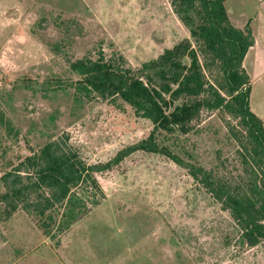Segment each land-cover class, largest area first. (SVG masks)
<instances>
[{
  "label": "rangeland",
  "instance_id": "obj_1",
  "mask_svg": "<svg viewBox=\"0 0 264 264\" xmlns=\"http://www.w3.org/2000/svg\"><path fill=\"white\" fill-rule=\"evenodd\" d=\"M254 27L258 44L244 67L264 57V15ZM186 42L198 50L209 83L223 84L220 66L200 50L172 0H0V194L3 173L53 138L69 136L88 162H105L153 130L122 99L102 98L79 83L72 61L103 51L139 69ZM258 76L250 77L249 103L260 116L264 78ZM81 87L90 95L76 100ZM239 121L226 108H203L190 131L162 132L159 139L211 173L225 196L257 207L264 199L248 160V130ZM99 181L100 202L64 232L60 216L50 234L42 217L22 209L0 220V264H264V241L242 242L231 212L188 166L139 151Z\"/></svg>",
  "mask_w": 264,
  "mask_h": 264
},
{
  "label": "trees",
  "instance_id": "obj_2",
  "mask_svg": "<svg viewBox=\"0 0 264 264\" xmlns=\"http://www.w3.org/2000/svg\"><path fill=\"white\" fill-rule=\"evenodd\" d=\"M225 2L172 0L200 50L211 57L213 64L220 66L223 84L209 83L198 50L188 42L166 49L139 69L127 66L122 56L108 59L103 51L98 58L85 56L72 61L71 68L81 75L79 83L92 88L102 98L122 99L137 115L150 120L154 128L147 137L127 145L105 162H88L70 143L69 136L47 141L1 176L4 191L0 194V203L5 207L0 220H8L22 209L42 217V226L50 234L55 217L60 216L58 230L64 232L104 196L99 175L114 170L127 157L143 151L161 153L188 166L192 177L231 212L241 229V241L251 246L263 242L264 223L260 218L264 219V201L254 207V203L245 198L225 196L223 185L217 183L211 173L188 164L159 139L162 132L190 131L191 121L203 108H226L248 130L251 141V147L246 150L248 160L256 168L260 181V186L255 183V190L264 199V122L250 108L251 80L243 66L255 38L250 23L244 28L231 23ZM185 56L190 59L189 63L183 61ZM83 88L76 100H81V94L90 95ZM179 99L185 101L176 104Z\"/></svg>",
  "mask_w": 264,
  "mask_h": 264
},
{
  "label": "crops",
  "instance_id": "obj_3",
  "mask_svg": "<svg viewBox=\"0 0 264 264\" xmlns=\"http://www.w3.org/2000/svg\"><path fill=\"white\" fill-rule=\"evenodd\" d=\"M229 2H232V4L229 5ZM225 6L231 23L237 28H244L248 23H251L253 26L252 29H254V26L256 25V22L259 20L260 16L264 15L262 12L264 10V0H226ZM252 6L255 9H253ZM238 14L240 16H238ZM257 39L258 38L255 39V44L249 49V51L257 46ZM249 51L247 55L249 54ZM259 63L262 64L261 67H258ZM245 68L247 69L251 79L254 77H260L258 76L259 74H261V76L264 78V57L260 59L255 56L253 64H251V66L245 64ZM260 116L264 122V108L263 113Z\"/></svg>",
  "mask_w": 264,
  "mask_h": 264
}]
</instances>
